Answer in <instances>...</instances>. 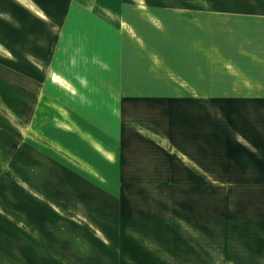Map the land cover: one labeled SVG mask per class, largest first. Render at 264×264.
Returning <instances> with one entry per match:
<instances>
[{
    "label": "rangeland",
    "instance_id": "obj_1",
    "mask_svg": "<svg viewBox=\"0 0 264 264\" xmlns=\"http://www.w3.org/2000/svg\"><path fill=\"white\" fill-rule=\"evenodd\" d=\"M9 1L0 0V22L12 20L4 8ZM79 10L85 24L92 16ZM163 17L178 22L163 28L173 30V42L144 43L129 33L125 51L137 58H119L123 45L108 46L105 28L100 50L113 58L90 50L89 59L72 58L73 39L59 42L64 28L52 31L44 47L19 44L49 56L44 64L22 57L27 52H18L16 42H0V264L38 263L25 243L28 226L132 225V203L146 216L141 222L153 226L264 225V106L226 99L221 94L231 92L220 90L235 76L226 72L233 59L215 55L226 46L219 31L233 29L218 22L233 18L202 11ZM206 51L211 58H202ZM155 79L173 87L172 100L154 98ZM123 102L130 123L140 114L169 133L173 122L170 133L193 158L140 139L125 121Z\"/></svg>",
    "mask_w": 264,
    "mask_h": 264
},
{
    "label": "crops",
    "instance_id": "obj_2",
    "mask_svg": "<svg viewBox=\"0 0 264 264\" xmlns=\"http://www.w3.org/2000/svg\"><path fill=\"white\" fill-rule=\"evenodd\" d=\"M4 8L12 20L0 22V42H16L18 52H27L22 57L35 58L41 64L46 63L49 56L32 53L31 46L21 47L19 44H41L44 47L47 42L51 43V33L57 28H64L59 33L60 43H65L66 46V42L73 39L72 58L89 59L88 50L94 56L99 54L104 58L114 57L113 52L107 51L105 55L100 50L99 42L103 41L100 28L109 32L106 39L108 46L118 40L122 43L119 58H137L133 52L125 51L124 44L130 41L128 34L138 33L144 43L166 42L167 39L172 41L173 30L170 34H166V31L173 25L177 26L178 22L163 19L165 15H177L179 11H202L231 16L233 19L218 22L220 29L227 25L233 29L227 33L219 31L218 42L225 43L226 46L220 47L215 55L233 59L234 65L229 66L226 72L235 76L220 85L221 91L231 92L221 96L228 99L235 95L236 102L264 106V0H10ZM79 9H84L93 18H87L88 21L84 24L82 18L78 17L81 12ZM130 12H138L139 19H130ZM210 21L204 20L203 25L211 26ZM120 27L122 32L119 31ZM205 38L204 35L203 40ZM78 43L81 50L76 49ZM138 57L148 58L142 54ZM211 57L212 52H203L202 58ZM154 81L152 87L160 96L156 97V94L154 98L172 100L175 96L173 87L161 86V82H156V79ZM238 86L242 89L239 90ZM151 98H147L151 103L158 101ZM131 101L135 105L142 103L140 98ZM125 102L122 105L125 121L128 120L127 123L140 139L155 145L165 154H171L174 149L178 152L181 150L177 136L170 133L173 122L169 133L164 131V127L157 126L155 118L151 120L140 114L139 117H134L138 119L137 122L130 123L133 117H127L128 106ZM174 106L178 107L176 104ZM185 154L192 156L188 151ZM96 192L99 191H91ZM89 198L91 204L99 203L98 196L93 199L91 195ZM131 208L133 211L129 218L136 220L132 225L64 226L57 228L58 231L50 226H28L25 243L31 250L37 251V264H188L182 260H189L192 264H264V225L153 226L148 225L149 222H141L146 216L141 215L137 205L132 203ZM59 215L64 214L59 212ZM154 216L157 217L156 214ZM42 238L52 239L51 242L55 244L43 243Z\"/></svg>",
    "mask_w": 264,
    "mask_h": 264
}]
</instances>
